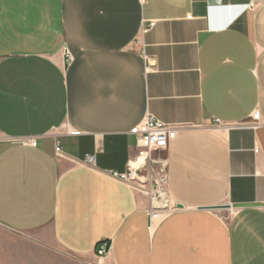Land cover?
Segmentation results:
<instances>
[{
	"label": "crops",
	"instance_id": "1",
	"mask_svg": "<svg viewBox=\"0 0 264 264\" xmlns=\"http://www.w3.org/2000/svg\"><path fill=\"white\" fill-rule=\"evenodd\" d=\"M146 117L151 222L107 175ZM0 264H264V0H0Z\"/></svg>",
	"mask_w": 264,
	"mask_h": 264
},
{
	"label": "built area",
	"instance_id": "2",
	"mask_svg": "<svg viewBox=\"0 0 264 264\" xmlns=\"http://www.w3.org/2000/svg\"><path fill=\"white\" fill-rule=\"evenodd\" d=\"M153 25V22L148 23L145 28H143V33L149 31ZM211 124L213 127L222 129L237 127L235 125H226L218 119L212 120ZM176 131L177 127L166 125L154 119V117H146L129 131L130 134L135 137L136 143L134 145H136L137 148V156L133 161V165L129 168V171L124 174L107 173L108 177L111 179L135 187L151 201L155 200L161 203L160 209H156L155 212L149 209L150 222L157 218L159 210L164 209L166 211H173L176 208L173 204L169 205L164 198L165 159L152 158L153 154H161L167 150L170 140ZM23 144L32 145V141H26ZM61 148L59 144H55L54 151L57 156L62 155ZM94 163L95 158L93 156H85L84 164L86 166L93 167ZM153 166H160V168L157 169L158 172L153 173ZM106 250V244L99 246L96 253L97 256L103 257L106 254Z\"/></svg>",
	"mask_w": 264,
	"mask_h": 264
},
{
	"label": "water",
	"instance_id": "3",
	"mask_svg": "<svg viewBox=\"0 0 264 264\" xmlns=\"http://www.w3.org/2000/svg\"><path fill=\"white\" fill-rule=\"evenodd\" d=\"M178 208H182L181 205H178ZM229 207L227 206H214V207H206L204 208L205 210H212V211H219V210H226L228 209Z\"/></svg>",
	"mask_w": 264,
	"mask_h": 264
},
{
	"label": "rangeland",
	"instance_id": "4",
	"mask_svg": "<svg viewBox=\"0 0 264 264\" xmlns=\"http://www.w3.org/2000/svg\"><path fill=\"white\" fill-rule=\"evenodd\" d=\"M152 158L153 159H162L163 158V156H162V153L161 154H157V153H155V155L153 154L152 155ZM160 168V166H153V172H158V170L157 169H159ZM154 201V200H153ZM159 203V202H158ZM161 204V203H160ZM153 205H155V203H153ZM156 206V205H155Z\"/></svg>",
	"mask_w": 264,
	"mask_h": 264
},
{
	"label": "bare ground",
	"instance_id": "5",
	"mask_svg": "<svg viewBox=\"0 0 264 264\" xmlns=\"http://www.w3.org/2000/svg\"><path fill=\"white\" fill-rule=\"evenodd\" d=\"M153 203H155L156 206L161 205V204H159V203H158L157 201H155V200L153 201Z\"/></svg>",
	"mask_w": 264,
	"mask_h": 264
}]
</instances>
